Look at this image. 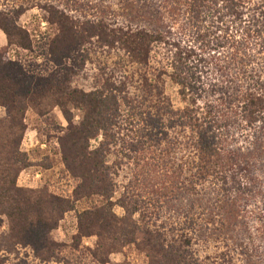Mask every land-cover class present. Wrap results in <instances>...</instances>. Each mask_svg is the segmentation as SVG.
Returning <instances> with one entry per match:
<instances>
[{"label": "trees", "instance_id": "1", "mask_svg": "<svg viewBox=\"0 0 264 264\" xmlns=\"http://www.w3.org/2000/svg\"><path fill=\"white\" fill-rule=\"evenodd\" d=\"M118 1L122 23L113 25L80 24L48 9L47 24L59 29L48 52L62 79L34 76L7 58L8 48H33L28 32L17 26L24 10L0 9L8 44L0 51V108L7 113L0 120V218L9 226L0 236V264L17 248L31 249L41 264L57 259L60 246L50 233L74 204L46 189L17 186L20 173L33 166L20 149L25 115L32 110L45 116L56 107L68 125L57 142L78 183L74 202L97 195L106 203L77 217L80 237L97 236L102 227L98 249L105 258L98 264H109L108 256L128 245L149 264H206L194 249L199 242L225 246L211 264H235L231 249L241 264H261L256 243L257 236L264 238V0ZM92 40L115 62L102 63L91 91L76 88L65 99V82L92 64ZM78 51L79 64L73 56ZM165 78L178 88L182 108L166 96ZM68 105L84 112L79 125ZM100 136L90 152V141ZM113 153L121 162L150 163L163 179L152 206L176 216L152 214L154 220L139 226L132 220L138 202L127 204L124 191L117 205L125 217H116L117 172L106 164Z\"/></svg>", "mask_w": 264, "mask_h": 264}, {"label": "rangeland", "instance_id": "2", "mask_svg": "<svg viewBox=\"0 0 264 264\" xmlns=\"http://www.w3.org/2000/svg\"><path fill=\"white\" fill-rule=\"evenodd\" d=\"M13 8L24 10L23 15L18 19L17 26L28 32L33 51L30 53L11 47L8 48L7 58L11 61H19L27 72L43 78L55 77L56 79H62L64 74L60 69L54 67L49 57V44L59 33V29L55 25L47 24L46 19L50 17V14L46 13L48 9L52 8L58 14L65 15L80 24L92 21L100 25L102 20L109 22L111 25L122 23L119 18L122 7L117 0H0V9L12 10ZM3 35L2 33L1 36ZM3 40L4 42L0 41V51L8 46L5 35ZM94 47L97 48L94 49ZM98 48H101V46L96 40H92L91 45H87V49L90 50L92 64H87L77 71L70 83L65 82L66 84L63 87L65 99L67 94L76 88L86 92L91 91L95 87V79L102 73V63L111 64L115 62V57H110L107 60L102 56V50ZM81 53L78 51L73 55L77 64L80 62ZM164 90L174 107L182 108L178 88L169 82L167 78L164 79ZM64 98L62 97L63 100H65ZM67 109L72 114L74 125H79L82 122L84 112L76 109L73 105H68ZM0 110H4L5 113V116L0 119L3 120L7 117V113L3 108H0ZM24 124L28 132L26 130L20 149L28 157L33 167H29L20 173L17 186L31 190L46 189L49 193L74 204V210L64 217L56 230L50 233L51 240L60 246L57 259L50 264H98L105 258L102 254V247L98 249L99 239L102 238V227L96 228L95 235L97 236L80 237L77 217L85 211L94 212L95 208H102L104 200L102 196L95 195L80 198L74 202V191L78 183L66 171L57 142L60 137L66 134L65 131L68 127L61 109L56 107L45 116L37 115L32 110H28ZM31 142L33 147H30ZM101 142L102 136L97 140L90 141V152L97 149ZM41 144L45 145L44 149L40 147ZM116 155V153H113L106 160V164L113 166L117 172L114 177L116 187L112 199L115 204L112 209L113 214L118 218L125 217L124 209L117 205L124 191L127 193V204L138 202L140 212L134 214L132 220L139 226H143L150 219L152 220V214L166 213V209L160 211L152 206L159 197L155 193V189L163 180L160 177L161 175H157L155 170L152 171L153 166L150 163L142 165L138 158L121 162L116 159ZM160 188L158 187V189ZM250 212L254 213L256 209L252 208ZM172 214L176 216L173 211L172 213H166L165 218H169V216L172 218ZM158 224H160V221H158ZM8 232V221L5 217H1L0 236L7 235ZM256 246L261 249L263 255L260 256V259H262L260 262L264 264L263 237L257 236ZM117 249L119 250L118 253L108 256L109 264H149L150 262L147 256L139 252L133 245L120 246V248L118 246ZM194 249L206 264L214 263L216 257L221 252L225 253L226 251L224 245L217 246L212 242L196 243ZM231 253L232 259L235 260L234 263L241 264L239 260L242 259L237 256L236 251L231 249ZM7 259L5 264H41L34 257L31 249L17 248L16 252L11 253Z\"/></svg>", "mask_w": 264, "mask_h": 264}, {"label": "crops", "instance_id": "3", "mask_svg": "<svg viewBox=\"0 0 264 264\" xmlns=\"http://www.w3.org/2000/svg\"><path fill=\"white\" fill-rule=\"evenodd\" d=\"M2 35V33H0V41H3L4 42V40H3V36H1ZM4 45V44H3ZM2 47V46H1ZM5 116V113H4V110H0V119H2V117H4ZM27 132H28V130H27ZM30 147H33V143L31 142V144H30ZM41 148H45V145H42L41 144V146H40ZM33 167V166H32Z\"/></svg>", "mask_w": 264, "mask_h": 264}]
</instances>
